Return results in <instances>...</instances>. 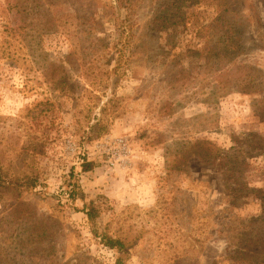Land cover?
<instances>
[{
	"label": "rangeland",
	"instance_id": "374dc122",
	"mask_svg": "<svg viewBox=\"0 0 264 264\" xmlns=\"http://www.w3.org/2000/svg\"><path fill=\"white\" fill-rule=\"evenodd\" d=\"M120 1L0 0V264H264V0H233L230 74L201 53L215 0L159 31L167 0Z\"/></svg>",
	"mask_w": 264,
	"mask_h": 264
},
{
	"label": "trees",
	"instance_id": "16d2710c",
	"mask_svg": "<svg viewBox=\"0 0 264 264\" xmlns=\"http://www.w3.org/2000/svg\"><path fill=\"white\" fill-rule=\"evenodd\" d=\"M46 1V3L50 6H55V0H41V2ZM88 2V8L89 10L97 9V4L95 3L96 0H86ZM201 0H167V3L164 5V7L160 10V13L158 17L155 19L154 30H161L172 27L175 22L178 20L184 23V19L187 16L185 13V3L187 4H197V2L200 3ZM217 2V11L216 14L213 16V19H211L210 23L207 25L202 26L197 32L198 36L200 37V43H201V53L202 55H206L205 60L210 63L209 60H212L213 58L219 63L220 65H224L227 69L228 74L231 73V70L228 67V64L236 63L238 57L244 52L245 48V41L244 37L246 35L244 27L247 23V20L237 11L235 10L233 5V0H215ZM93 2V3H92ZM119 4L122 5L120 0H118ZM9 6L10 2H6ZM198 3V4H199ZM3 5L0 2V8H2ZM10 7V6H9ZM12 8V7H11ZM104 8L106 10L115 11L113 5H104ZM97 12V11H95ZM242 65V63L239 64V68ZM246 74V73H245ZM250 86V88L256 87V79H253L252 76L247 75V78L242 80L241 83L237 84V86ZM260 151H264V146L260 149ZM231 163V160L224 159L223 165L225 168H228ZM234 166H231L229 170V173H231L228 177L229 182L234 184L235 179V167L239 165L237 161H235ZM83 172H89L92 171L95 168V165L90 162H85L82 165ZM4 174L2 173L0 169V180H2V177ZM33 181H26L21 183L20 186H25L26 188H34L36 185ZM19 186V185H18ZM80 189L77 182L71 183L69 185L68 189V196L69 198L77 199L76 192ZM226 190L229 192V195H232L237 191V187H227ZM247 190V189H244ZM243 190H240L238 195L234 196V202L230 203L231 205L237 202L241 196H242ZM264 197V192H262ZM263 202V208H264V198L262 199ZM233 206V205H232ZM87 217L89 221L96 225L97 221V212L94 208H89L86 211ZM254 223L255 228L257 227V230L262 234L261 237H259L258 242H260L264 246V217H261L257 220L252 221ZM246 229V228H245ZM252 229L249 231V233L252 231ZM248 229L241 235L244 236V238H248L247 233ZM96 237H100L98 233L95 234ZM250 240V239H249ZM247 241V243L249 242ZM102 244L107 247L110 250H117L118 252H122L125 250V245L118 239H113L109 237H102L101 236ZM242 253V250L239 252ZM243 255V254H242ZM241 255V256H242ZM117 264H122L120 259H118Z\"/></svg>",
	"mask_w": 264,
	"mask_h": 264
}]
</instances>
